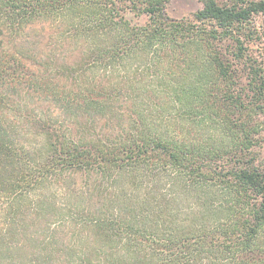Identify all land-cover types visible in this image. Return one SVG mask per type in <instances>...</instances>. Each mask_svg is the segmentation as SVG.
I'll list each match as a JSON object with an SVG mask.
<instances>
[{
  "label": "trees",
  "instance_id": "trees-1",
  "mask_svg": "<svg viewBox=\"0 0 264 264\" xmlns=\"http://www.w3.org/2000/svg\"><path fill=\"white\" fill-rule=\"evenodd\" d=\"M170 2L0 0V264H264V0Z\"/></svg>",
  "mask_w": 264,
  "mask_h": 264
},
{
  "label": "rangeland",
  "instance_id": "rangeland-1",
  "mask_svg": "<svg viewBox=\"0 0 264 264\" xmlns=\"http://www.w3.org/2000/svg\"><path fill=\"white\" fill-rule=\"evenodd\" d=\"M203 7L202 0H171V2L167 6V12L170 17L174 19H179L184 16H188L200 8ZM130 16V15H129ZM143 21L147 20V17L144 16L142 18ZM257 21L264 22V17H259ZM47 23H36L34 28L30 29L28 27L25 31L32 33L34 40L39 41L40 49L45 50L46 48L43 47L49 40V35L52 32V28H47ZM51 26V25H50ZM264 26L257 27L256 33L253 35V38L246 41V51L249 56L248 64L253 66L256 69L260 70V74L264 75ZM20 42V41H19ZM31 50V49H30ZM38 50V49H37ZM74 52L68 50L65 51V54L72 55ZM21 100V99H20ZM31 100L28 99V102Z\"/></svg>",
  "mask_w": 264,
  "mask_h": 264
}]
</instances>
